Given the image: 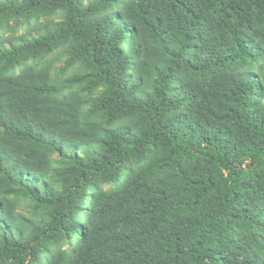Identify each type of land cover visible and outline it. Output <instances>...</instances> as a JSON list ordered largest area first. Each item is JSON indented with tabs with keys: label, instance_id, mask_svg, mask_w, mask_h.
Wrapping results in <instances>:
<instances>
[{
	"label": "trees",
	"instance_id": "1",
	"mask_svg": "<svg viewBox=\"0 0 264 264\" xmlns=\"http://www.w3.org/2000/svg\"><path fill=\"white\" fill-rule=\"evenodd\" d=\"M0 264H264V0H0Z\"/></svg>",
	"mask_w": 264,
	"mask_h": 264
}]
</instances>
